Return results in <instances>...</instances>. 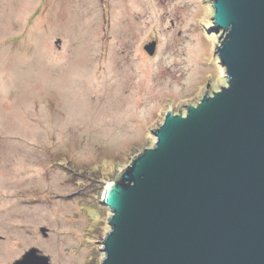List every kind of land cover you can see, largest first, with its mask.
<instances>
[{"label": "rangeland", "instance_id": "rangeland-1", "mask_svg": "<svg viewBox=\"0 0 264 264\" xmlns=\"http://www.w3.org/2000/svg\"><path fill=\"white\" fill-rule=\"evenodd\" d=\"M212 19V0H0V264L101 263L107 184L227 84Z\"/></svg>", "mask_w": 264, "mask_h": 264}, {"label": "water", "instance_id": "water-1", "mask_svg": "<svg viewBox=\"0 0 264 264\" xmlns=\"http://www.w3.org/2000/svg\"><path fill=\"white\" fill-rule=\"evenodd\" d=\"M212 5L227 84L169 111L107 184L100 264H264V0ZM14 264L50 262L32 248Z\"/></svg>", "mask_w": 264, "mask_h": 264}, {"label": "clouds", "instance_id": "clouds-1", "mask_svg": "<svg viewBox=\"0 0 264 264\" xmlns=\"http://www.w3.org/2000/svg\"><path fill=\"white\" fill-rule=\"evenodd\" d=\"M221 32V31H220ZM212 96V95H211ZM174 115H176V114H174Z\"/></svg>", "mask_w": 264, "mask_h": 264}, {"label": "flooded vegetation", "instance_id": "flooded-vegetation-1", "mask_svg": "<svg viewBox=\"0 0 264 264\" xmlns=\"http://www.w3.org/2000/svg\"><path fill=\"white\" fill-rule=\"evenodd\" d=\"M2 238L0 237V240H1Z\"/></svg>", "mask_w": 264, "mask_h": 264}]
</instances>
